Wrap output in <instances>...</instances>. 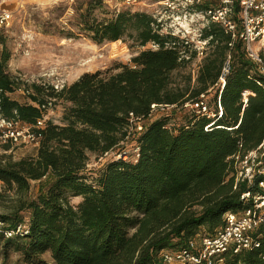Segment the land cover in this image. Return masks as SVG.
I'll return each mask as SVG.
<instances>
[{
	"label": "trees",
	"instance_id": "16d2710c",
	"mask_svg": "<svg viewBox=\"0 0 264 264\" xmlns=\"http://www.w3.org/2000/svg\"><path fill=\"white\" fill-rule=\"evenodd\" d=\"M83 23L99 44L131 36L142 46H159L145 47L132 66L85 72L60 90L12 76L11 54L3 50L0 113L30 126L40 139L34 155L16 160L0 155L1 187L16 196L12 210L0 215V235L24 264H164L163 250L185 248L198 233H213L224 225L227 211L247 206L242 193L257 192L256 183L236 181L234 156L264 140V70L248 58L240 39L230 47L231 35L211 23L204 30L210 46L194 83L191 72L177 82L173 73L191 61L180 59L183 43L156 29L148 12L123 10L108 21L89 17ZM229 54L221 88L216 83ZM211 88L214 117L186 109V121L178 126L171 127L173 114L153 119L136 138L137 158L117 156L90 180L85 173L90 153L102 156L120 148L131 113L148 118L154 103L184 108L203 93L210 96ZM19 89L30 102L11 97ZM58 101L66 103L63 124L47 120L38 126ZM32 182H39V190L28 198ZM73 197L82 200L75 205ZM20 224L27 232L6 236ZM252 235L259 246L228 251L222 264H264V223ZM48 253L50 260L44 257Z\"/></svg>",
	"mask_w": 264,
	"mask_h": 264
},
{
	"label": "rangeland",
	"instance_id": "374dc122",
	"mask_svg": "<svg viewBox=\"0 0 264 264\" xmlns=\"http://www.w3.org/2000/svg\"><path fill=\"white\" fill-rule=\"evenodd\" d=\"M160 1L141 0L140 3L126 6L123 0H0V8L12 14L9 26L0 30V56L3 50H8L11 54L8 72L28 83L68 85L85 72L108 70L116 72L121 65L132 66L133 57L147 46L140 45L139 41L131 36H126L116 43L111 41L96 43L91 38V34L83 30L84 20L90 17L99 21H108L119 11H144L162 18V22L156 21L158 24L155 25L162 33L169 34L172 30L180 32L188 29L189 22L184 20L183 16L179 18L176 12L165 11V5ZM88 62L90 64H85ZM197 62L196 58L195 63ZM198 69L199 64L191 63L187 68L175 71L173 78L177 82L185 81L188 72L193 76L194 73L197 74ZM192 82L194 83L193 78ZM214 91L215 89L210 91V97L214 95ZM11 97L21 102H30L23 89L13 92ZM65 106L66 103L63 101L49 105L43 124L40 126H44L47 120L63 124ZM186 109L188 108L180 107L172 113L174 116L171 127L186 121ZM153 119L156 117L145 118L144 126ZM137 136L139 133L131 135L121 143L120 148L108 154L101 156L91 152L85 170L90 180L96 178L105 165L115 159L121 151H127L128 158H133L138 144ZM6 145H9V149L5 150L6 147H3L0 155H11L15 160L34 155L38 149V144L26 141L24 138L14 143L8 142ZM38 190L39 182H32L26 197H35ZM0 192L1 215L12 210L16 196L12 191H4L2 187ZM71 200L77 205L82 197H73ZM23 215L27 218L29 212L26 210ZM6 250L8 257H5ZM44 257L50 260L49 253ZM0 264H24L15 246L7 245L1 235Z\"/></svg>",
	"mask_w": 264,
	"mask_h": 264
},
{
	"label": "built area",
	"instance_id": "2783aa9c",
	"mask_svg": "<svg viewBox=\"0 0 264 264\" xmlns=\"http://www.w3.org/2000/svg\"><path fill=\"white\" fill-rule=\"evenodd\" d=\"M141 0H123L124 5L130 6L140 3ZM165 5V11L178 13L188 21V29L180 32L171 31L169 34L178 37L183 48L180 51V59L191 61L192 64H201L206 55L211 36L205 37L204 30L211 23H216L231 35L229 46L233 47L236 39L243 42L248 58L255 64H259L264 70V0H161ZM153 17L162 22V18ZM12 19L10 11L0 8V30L9 26ZM157 23V24H158ZM193 26V27H192ZM147 46L158 48L153 42ZM196 55L193 57L192 54ZM196 58L198 62L195 63ZM231 54L228 55L226 66L216 86L225 85V76L229 72ZM198 72V71H197ZM193 74V79L196 78ZM64 85L54 84L57 90ZM212 88L209 90L211 91ZM248 92H244L245 101ZM209 94L203 93L198 100L186 102L183 107L192 109L197 114L214 117L216 111L209 104ZM218 113L222 115V105L218 101ZM181 106L178 104L154 103L151 105L149 117L160 118L171 116ZM145 117L130 114L129 133L126 139L135 133H141L145 129L143 124ZM44 119L38 120V126ZM20 138L39 144L40 134L32 132L30 126L20 121L7 119L0 113V150L8 142L14 143ZM139 145L137 144L134 157H138ZM107 152L106 154H108ZM126 155V158H125ZM120 157L128 158L127 151H121ZM236 181L245 182L248 185L256 183L258 190L242 193L241 197L247 202V206L238 211H227L224 214V225L213 233L201 232L193 237L187 247L180 249H165L161 252L164 264H222L223 255L228 251L239 252L252 246H259L258 240L252 235L254 231L264 223V140L255 149L244 154H236ZM1 187V181H0ZM3 222L0 220V229ZM27 225L20 224L15 231L6 232V236L24 234Z\"/></svg>",
	"mask_w": 264,
	"mask_h": 264
},
{
	"label": "bare ground",
	"instance_id": "6f19581e",
	"mask_svg": "<svg viewBox=\"0 0 264 264\" xmlns=\"http://www.w3.org/2000/svg\"><path fill=\"white\" fill-rule=\"evenodd\" d=\"M113 43H116V41H114ZM85 64H90V62H88V63H85ZM85 64H84L83 66H85Z\"/></svg>",
	"mask_w": 264,
	"mask_h": 264
}]
</instances>
